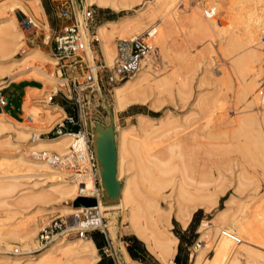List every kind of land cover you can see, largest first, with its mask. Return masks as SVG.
Returning a JSON list of instances; mask_svg holds the SVG:
<instances>
[{
  "label": "rangeland",
  "instance_id": "374dc122",
  "mask_svg": "<svg viewBox=\"0 0 264 264\" xmlns=\"http://www.w3.org/2000/svg\"><path fill=\"white\" fill-rule=\"evenodd\" d=\"M12 1L0 0V31L3 32L2 35H0L1 37L0 39L3 41V46L11 51L10 54L7 56H3L4 53L0 52V66H2L3 64H7L4 66L14 64L15 67L12 71L16 73V72L26 71L29 65H34V66L42 65L41 64L42 62L34 61V59L27 60L26 58L27 54L32 52L33 49H38L40 53L43 54L44 57L49 58L51 60L49 55V47L51 45L55 31L51 27L49 28L48 24H47L48 29H43L41 27V24H46L48 20L50 21L53 20L55 22L59 21V19L56 16L57 8H59V3L53 0H43L44 3L51 5V9L48 11L49 13L47 15H44L39 1L37 4L40 10H42L41 12L43 16L40 17V20L36 19L38 25L32 22L34 26L29 24L28 26H24L22 23L27 22L28 18L30 17H28L29 15L27 14V12L19 4H14ZM149 1H153V0H137L133 4V9L131 11L121 12V13H117L109 9L99 8L96 7L95 5L90 6V9L94 14L93 28L95 29L96 37H97L96 30L99 25L103 23L106 24L105 22L107 21H114L119 18L128 17L132 15H138L139 19L136 21L137 22L136 24L145 27L142 31H139V33L137 32V30H139L138 28L140 27H138L137 30L135 29L134 32L132 31L130 36H127L123 39H131L136 36H146V32H145L146 30H148L151 27L157 28L156 37L158 39L159 44L161 45V49L159 48L158 44L155 43V39H154L153 42L154 47L157 50L155 56V60H156L155 66L157 67L155 69H152L153 72L150 74L151 80H153L155 76L160 77V76H164V74L166 76V74L168 72L170 73L171 70L173 69H174L173 71L177 72L175 74H179L182 71H183L182 74H184L182 77L174 74L175 76H177V77L175 76L173 77L176 80V82L172 81L173 78H171L172 80L169 79L170 81L167 82V85H158V86L155 85L153 86L152 89L141 90L144 91L143 94H141L142 92L139 91V95L132 97L128 96L129 98L127 97L126 100H124L125 105L123 104L122 106L123 109L119 108L120 110L116 109L114 106L115 105V100L113 96L114 88L120 86L124 82L130 81L132 76L126 78L124 81L120 83L114 84L111 87H109V90L111 88L112 89L111 92L109 91L108 93L105 91L106 87L105 90H103V88L100 87L98 90L97 86L92 85L94 89V93L90 96L91 100L89 102V110H90L89 114L92 115L94 113L96 117L93 118L94 121H91L90 127L88 126V124L86 125V133L88 134V140L90 141L92 150L94 152L93 158L96 163V174L98 175L99 188L98 190H96L95 196L97 194L101 195L102 202L104 201L106 202L107 201L106 199H108V196H106L107 187L101 182L100 179L101 176L100 174L102 173L103 170L106 173L110 190L116 192L115 198L113 200H110V202L118 201L119 191L123 186L125 179L128 178V176H132L134 172V171L124 172L121 173V175H119L118 173V166H120L119 165L120 160H118L119 148L117 144V132L119 131V129H124L132 124L136 126L137 125L136 118L138 115L145 116L151 123L154 124H157L159 121H164L168 117L171 118L169 121L171 120L173 121L174 119L173 122L177 123L174 124L175 126L176 125L181 126V124L184 125V119L195 120L197 118H200L201 119L200 121L201 122L203 121L202 123H204L206 119V115H205L206 111H202L201 106L207 100H209L208 97L213 96L212 94L216 93L217 97L219 93L223 94L220 90H218V85L215 84V81L219 80L222 76L220 72L221 69L223 70L226 67V69L231 72L229 73V79L230 80L232 79L231 84L234 85L235 81L236 83L239 82L238 81L239 79L235 80L237 78H235V75L232 74V72L234 71L233 69L234 66L232 65V62L234 58H236V56L239 55L238 52L239 48L233 47L232 52L233 51L234 52L233 53L231 52V54L228 56L226 54L227 57L224 56V54L221 53V44H222L221 38L218 39V36L217 37L214 36L215 34L214 32L211 31L210 27L207 28L204 27V25H202V27L199 28V26L197 27L196 24L192 23L191 21L192 15L190 12H189L190 14H188L187 12L188 10H185L183 11V13L179 14V17L174 20L175 22L173 21L174 26H172L173 22L171 26L169 25L164 26L165 21L161 20L160 18L156 19L153 22H149L151 18V14H149V10H146L145 7L146 2ZM170 1L171 0H167L165 2L166 4L165 6H167L166 13L168 14L165 17V19L168 18L169 15L171 16V14L174 15L172 12H175L178 9H180L181 4L184 2L187 3L188 8H191L192 6L196 5V3L202 5H208L209 7H213L211 9L214 10L212 12L218 22L223 21V19H225V17L228 16L229 12L233 13L234 15H236V17L239 20H241V22L239 21L241 24L240 26L244 27L241 28L239 26L238 29L240 31L237 30L236 34H239V32L240 33L242 32L241 35L245 34V31L248 30V28L253 32L258 31L257 32L258 34H262L260 40L264 44V0H242V3L244 5H241L242 3L240 0H186V1L172 0L171 2ZM84 4L86 6H89L85 2ZM240 5L242 6L241 8ZM176 16H178V14H176ZM247 19L250 20L248 21ZM244 20L245 22L246 21L247 22L245 23ZM205 22L207 23L206 18H205ZM10 33H12L13 36L9 35ZM119 38L121 37L115 35L112 39L109 40V43L112 46V48L114 46V41L123 40ZM98 44L99 45L97 48V52L96 54H94V56L96 60L101 59L103 61L102 49L100 47L99 41ZM160 50L161 52H159ZM232 54L234 56H232ZM263 56H264V51H263ZM176 57H177V61L180 63H178L177 61H172ZM173 62H176V64L178 63L177 66L179 65L181 68L175 66L176 64ZM207 64L208 65L211 64V65L208 66ZM228 64L230 66L229 68H228ZM197 66L199 68H197ZM44 68H45V72L51 78L53 79L56 78L55 75L52 74L54 70L52 66H44ZM188 68L189 70L190 68H192V70H190L191 72L188 73L191 76V78L188 77L190 79L187 78L188 75L185 76L187 72H189V70H187ZM230 68L232 69L230 70ZM263 68H264V62H263ZM183 69L184 70L186 69V71H184ZM178 70H182V71L178 72ZM204 71H207V74L205 73L207 76L205 77H204L205 75ZM28 74L29 73L26 72L21 74V76H26ZM21 76L20 75L16 76L14 79H18ZM231 76H233L235 79L233 77L231 78ZM184 77H186L187 79H185ZM263 77H264V69L261 76L257 78L258 80L257 85H260L259 89H262L261 87L264 86ZM3 78L4 76L0 78V87H2L5 84L7 85L6 82H8V79L3 80ZM56 79L62 82V80L58 78ZM180 79L181 81L184 80V84L185 82L189 83V84L186 83V85H189L188 87L190 88L191 92L188 90L189 89L188 87H186L185 92L186 91L187 93L190 92L191 95L190 94H189L190 96L186 95L188 97L186 98L187 99L186 101H184L185 100L184 97H179L181 95L179 91H177L179 95L178 96L179 99H177L176 96V89H177L176 85H179ZM37 80L38 78H36L34 75L31 76L29 75L28 80H18V82L16 81L10 82L12 83L11 89L15 91L17 94L15 95L12 92L10 93L9 99L6 101L7 105L3 109L6 111L7 114H9L15 120L11 119L6 114L0 113L1 117L4 118L3 119L4 124L0 128V158L2 157L5 158L4 163L9 161L11 162V160L12 161L16 160V159L13 160L12 157L21 158L24 159V162L21 164L26 165V166L25 165L22 166L21 164H19L18 165L19 167L17 166V168L15 166V171L14 172L11 171V173L10 171H6L4 169L3 164L0 166V177H1L0 186L3 183L2 186L4 184H9L11 187L14 186V189H16L17 187L14 193L0 195V216L1 218H3L2 220L0 219V223L4 225L5 228L6 226L9 225H11L10 227H13L14 224L16 223H23L25 225L26 224L36 225L35 235H33L35 245H29L25 248H22L20 245L14 244L11 247V249L17 247L21 251H23V249H31V250L34 249L36 247L37 233L39 229L47 225L49 221L54 217L66 218L67 216L68 217L71 216L72 213H68V210H72L74 208V206H72V200L74 199L75 188L74 189L72 188V184L68 182L65 183V181L58 176V174H56L51 169H49L42 161V157L44 155L51 153H56V154L58 153L54 148V144L49 142L50 139L59 138L63 135H69V134H63L59 137H52V135L47 134L40 136L38 140H34L36 136L39 137L38 136L39 134L45 133L48 130H50L51 127L55 123L59 122V120L63 116L61 110L59 109L54 110V108L53 109L51 108V106H54L51 105V103L48 104L50 106L49 108H43L44 106L39 104L41 101L43 102L44 100H46L48 92L54 88H57V86H51L43 82L38 83ZM177 80L179 82H177ZM2 83L5 84L1 85ZM33 83L35 84V86H37L38 89L26 88L24 92L22 91V88L25 85H30ZM235 85L237 86V84ZM60 89L62 90L63 88ZM184 89L185 88H183V90ZM259 89L257 90V92L259 91ZM148 90L150 92H147ZM7 92L8 91L1 92L0 95H5ZM226 96L221 97L225 102L227 100L226 104L224 102V105H223V101L222 102L220 101V103L223 105V106L221 105L222 106V108L220 107L221 109L219 108V105H216L217 109L216 108L215 109L217 111L215 110V112L212 115L211 118L212 122L215 121L217 116H219V114L224 110H226L230 115H234V116L236 115V113H233V111L237 112V110L234 109L232 106L235 97V92L233 91V88L226 91ZM181 98L182 99L184 98L183 99L184 102L181 101L182 100ZM224 98L227 99L225 100ZM198 99L201 100L199 101ZM127 102H129L130 104ZM232 108L233 111H231ZM202 112L204 113L202 114ZM17 113L19 114V117L16 118ZM33 113L36 115H40L42 119L36 120ZM237 115L240 116V114ZM239 126L237 127L239 128ZM237 127L236 126L222 127L221 128L222 131L220 130L221 132L218 134L220 135L223 131L225 133L224 128L227 130L226 132L229 133L230 130H232L233 128L237 129ZM156 129L157 130L155 131V133L153 132L150 135H148L141 144L147 150V153H149V150L152 152V154L149 153L148 155L149 158L151 157L150 161L155 160L156 155L153 156V154L154 153L157 154L158 153L157 150H159L160 154L159 153L158 154L160 157L157 156L156 160H158L159 158L164 160L165 163L163 167V169H165L164 173L160 174V179H162L161 182L163 184L161 183L162 186L160 188H144L142 190V197L140 198V200L143 199L149 200L153 195H157L160 197H167L170 194V192L174 190L177 184H179V182L190 181L191 179L196 178L197 177L196 173L198 172L202 173L206 169V167L205 166L200 168L198 167L196 173L193 172L191 173L190 166L193 165L194 161L198 162L197 166L199 164L203 165L204 163L206 165V162L209 161L211 164L207 163V165H209L207 168L209 169L210 167L208 171H211L212 173L215 174L216 172H218L217 171L218 169L220 174L218 173L217 174L219 176L222 175L223 177L222 176L221 177L224 180L221 186L217 188L215 191L216 203L212 205L208 210L205 211L198 210L193 214L192 217L193 223L189 232L186 231L189 226L185 230H183L174 219H171V226H172L170 229L171 232L174 235L175 233L180 234L183 241L180 248H179V242L177 245L176 255H178V259H177L178 262L181 264H193L194 254H195L194 250L193 249L190 250L191 251L190 254L187 251L184 244L185 243L189 244L190 242L193 244L197 240H199L197 227L199 226L200 222L204 220L207 221L210 226L215 227L216 226L215 224H217V222L219 221L218 219L224 215H227V217H232L233 215L234 216L239 215V217L246 218L251 223V225H253L258 229L257 239L259 238V242L261 243V245H263L264 244V176H263L264 170H262L263 167H260L259 169L257 161L250 160L246 155H243V153L239 151L237 147L242 142L245 143L246 146L248 147L249 152L251 151V153H253V157H256L258 160L260 159L261 156H259V153L254 149L255 139L250 138L244 140V138H241L240 140L239 139L236 140L234 139V136L230 138V135H235L232 134L231 132V134L229 133L230 135L227 136L226 133L224 136L223 135L218 136V138L220 137L219 138L220 142L222 141L221 143L218 142L217 145H211L206 143L205 144L206 146L205 145L203 146L200 145L201 140L199 138V140H197V143L195 144V147L200 146L201 148L199 147L195 148L196 149L194 152L195 157L193 159H189V156H187L185 153V149L187 150L188 148L187 140L185 144L182 145L183 154L181 156L172 155L170 154V151L168 152L170 146L172 147L174 139L176 138V129H173V127L168 128L166 126L163 129L161 128H159V130L158 128ZM46 137H48V139H46ZM228 140L229 141L231 140L230 141L231 145ZM74 141L72 142V144H74ZM198 141L200 143L199 145H198ZM97 145H98V152H96ZM152 148L153 150L156 149L154 153ZM162 148H165L166 152L165 149ZM240 152L242 153L243 156H241ZM165 153H167V157ZM100 157L104 159H101ZM149 158L147 159L149 160ZM152 158L154 160H152ZM260 160H262V157ZM129 161H131V157L125 156V160L123 162L128 163ZM33 162H37L38 164H35ZM27 163L29 165H27ZM20 165L22 167H25L27 170L25 168H22ZM210 165H212L213 167ZM19 168L20 171L22 172H19L17 170ZM49 170H51L52 172ZM217 174H215V176H218ZM238 174L241 177L240 185H238V180L240 179ZM12 175H14L16 178ZM57 180L63 183H60L58 185H52V183ZM12 181L18 182L16 183L17 185H15V183L14 185H12L13 184ZM52 187L57 188V191L59 192L67 189L68 190L73 189V190L71 193L61 196L59 195V193H55L54 190H52ZM87 187L90 188L93 187L92 180H90L87 183ZM63 210L66 213L64 214L61 213ZM107 213L116 214L115 216L116 221L114 223V228H115V232H117V241L119 240L118 242H121V244L118 243L119 247L117 248V246L112 244L109 239L110 242L109 247L111 248V251L115 254L114 255L115 259H117L119 264H121L120 262H122L119 250L122 247L126 249V245L123 244L122 242L127 239L131 241H133V239H136L137 241H139V243L143 246L147 254L142 250H140L142 249V247L138 249L139 245L135 243L130 244V246L128 247H130L131 249H137L138 252L142 253V257L147 264H160L156 261L153 255H151L148 252L142 241L137 239L135 236H132L131 234H126L124 232L125 226L121 222L122 216L119 213V210L104 211L102 214H107ZM4 217H6L7 220ZM103 217L105 218L107 225L109 221V216H103ZM106 227L108 228V226ZM106 234L108 235V230ZM76 238L77 237H74L73 234H69L68 236L65 237L66 240H74ZM89 238L96 243V245L94 244L96 247V255L98 259L101 261V263H111L110 258L108 256H105L101 250L102 247H106L109 249L103 237L98 233H92L89 236ZM58 239H60V237ZM215 242H217V240H215ZM53 243L54 242H51L50 244L46 245V247L42 250L47 249ZM234 246L235 245H233L232 248L237 247ZM211 250L212 249L207 250L208 253L205 254L204 256L205 258H210L212 256ZM55 261H59V260H55Z\"/></svg>",
  "mask_w": 264,
  "mask_h": 264
},
{
  "label": "bare ground",
  "instance_id": "6f19581e",
  "mask_svg": "<svg viewBox=\"0 0 264 264\" xmlns=\"http://www.w3.org/2000/svg\"><path fill=\"white\" fill-rule=\"evenodd\" d=\"M83 1L89 6L95 5L96 7H99V8L109 9L114 12L121 13V12L131 11L133 9V4L137 0H83ZM166 1L167 0H153V1L146 2V5H145L146 10H149V14H151V18L149 22H153L156 19L160 18L161 20L165 21L164 26H168V25L171 26L172 22L179 17L180 13H183V11L188 10L187 11L188 14L191 13L192 15L191 16L192 23L196 24L197 27L199 26V28H201L202 25H204V27H207V28L210 27L211 31L214 32L215 34L214 36L216 37L218 36V39L221 38V41H222L221 42L222 43L221 53H223L224 56H226V54L227 56L230 55L233 50V47L239 48L238 50L239 55L236 56L234 60L232 59L233 60L232 65L234 66L233 68L234 71L232 70L233 71L232 74H234L235 78L237 79L231 76V78L233 77L235 80L239 79L238 80L239 82L236 83L235 81V84H237V86L235 84H234L235 86L231 84L232 79L231 80L229 79V73L231 72L228 71L226 67L223 70L221 69L220 72L222 76L219 80L215 81V84L218 85V90H220L223 94L219 93L220 95L218 94V97L216 96V93L212 94L213 96L208 97L209 100H207L204 104L201 102L203 104V105L201 104L202 105L201 110L206 111V114H205L206 119L204 123H202L203 121L202 122L200 121L201 120L200 118H197L195 120L194 119L193 120L184 119V125L181 124V126L180 125L175 126L174 124H177V123L173 122L174 119L173 121L172 120L169 121L171 118L168 117L164 121H159L157 124H154V123H151L145 116L138 115L136 118V121H137L136 126L132 124V125L127 126L124 129H119V131L117 132V144L119 148L118 149V154H119L118 160H120V163H119L120 166H118V173L119 175H121V173H124V172H129V171H134V172L132 176H128V178L125 179L124 184L119 191L118 201L110 202V200H113L115 198L116 192L110 190L106 173L103 170L102 173L100 174L101 175L100 179H101V182L107 187L106 196H108V199H106L107 200L106 202L105 201L102 202L101 195L97 194L95 206L102 213L104 211L119 210V213L122 216L121 222L125 226L124 232L126 234H131L135 236L136 238L140 239L144 243L149 253L153 255V257L157 261H159L161 264H172V261L177 253V245H178L179 240L170 230L172 227L171 219H174L182 228H186L188 224L190 223L193 217V214L195 212H197L198 210H204V211L208 210L212 205L216 203L215 191L217 188L221 186L222 182L224 181L222 178L223 176L218 175L220 174L218 169H217L218 172L215 173V174L218 173L217 174L218 176H215L214 173H212L211 171H208L210 169V167L209 169L207 168L209 166L207 165V163L208 164L210 163L209 161L206 162L207 166L205 165V163L203 165L199 164L197 166L198 162L194 161L193 165L190 166L191 173L192 172L196 173V170H198V167L199 168L203 166L206 167V169L202 173H199V172L196 173V176H197L196 178H193L190 181L179 182V184H177L174 190L171 191L167 197H160L157 195H153L149 200H146V199L140 200V198L142 197V190L144 188H160L162 186L163 183L161 182L162 179H160V174H163L165 170L163 169L165 165L164 160L159 159V158L158 160H156V157L159 156L160 154L159 150H157V152L159 153V154L157 153L158 154L157 155L154 153L156 149L153 150L152 148L153 153H154L153 156L154 155L156 156H155V160L152 158V160L154 161H150L151 157L149 158L148 155L149 153L152 154V152L149 150V153H147V150L142 146L141 143L144 141V139L148 135H150L153 132L155 133V131L157 130L156 128H158L159 130V128L163 129L165 126L168 128L173 127V129H176V138L174 139L173 145L172 147L170 146L168 152L170 151V154L172 155L181 156L183 154L182 145H184L187 140L188 148L187 150L185 149V153L187 156H189V159H193L195 157V153H194L196 150L195 148L197 147L201 148L200 146L195 147V144L197 143V140H199V138L201 140V144L198 141V145L200 144L204 146L206 143L211 144V145H217V143L220 142V139H219L220 137L218 138V136H222V135L224 136L225 133L227 136V135H230L232 132V134H235V135H230V138L234 136V139L236 140L237 139L240 140L241 138H244V140L250 139V138L255 139L254 149L259 153V156L262 157V160H260L261 157L260 159H258L259 161L257 160L256 157H253V153H251V151L249 152L248 147L246 146L245 143L242 142L237 147L239 151H241L243 155H246L250 160L257 161L259 169L260 167L264 168V86L261 87L262 89H259L260 85H257V81H258L257 78L261 76L263 69H264L263 68V62H264V56H263L264 46L263 45L264 44L260 40L262 34H258L257 33L258 31L253 32L252 30H249L248 28V30L245 31V34L241 35L242 32L241 33L239 32V34H236L237 30H239L238 29L239 26L241 25L240 24L241 20H239L236 17V15H234L233 13L229 12L228 16H226L225 19H223V21L218 22L215 16L213 15L212 11L214 10L211 9L213 7H209L208 5H202V4L196 3V5L192 6L191 8H188L187 3L184 2L181 4L180 9H178L175 12H172L174 15L171 14V16L169 15L170 17L168 16V18L165 19V17L168 15L166 13V10H167V6H165ZM240 1L242 3V0ZM12 2L14 4H19L27 12V14L29 15L28 17L31 18L30 19L27 17L29 25L34 26L33 23L38 25L36 19L40 20V17L43 16L41 12L42 10H40L37 4L39 0H14ZM241 5H244V4L242 3ZM241 5H240V8L242 7ZM176 14H178V16H176ZM205 18L207 20L208 26H207V23L205 22ZM138 19H139L138 15H132L128 17L119 18L114 21H109L106 24H101L97 27V30H96L97 37L96 38H97V41H99L100 43V47L102 49L103 61L106 65L110 66L112 64L113 56H114V50L112 46L110 45L109 40L112 39L115 35H118L119 37H121L119 39H123L127 36H130L132 31L134 32V30L135 29L137 30L138 27L140 28H138L139 30H137V32L139 33V31H142L145 26L143 25L144 27H142V25H137L136 21ZM174 22L172 26H174ZM194 24H193V27H194ZM41 27L43 29H46V24H41ZM241 28H244V27H241ZM145 32H146V37L149 41V44L151 45L153 53L150 56H147L143 59L140 69L138 70V72L135 73V75L131 77L130 81L124 82L120 86H117L114 88V95H113L114 100H115L114 106L118 110L123 109L122 106L124 104V100H126L128 96L132 97V96L139 95V91L143 89H146V90L152 89L153 86L155 85L156 86L167 85V82L170 81L169 79L173 78L175 75H178L181 77L184 75L182 74L183 72L182 70H178V72L182 71L181 73H179L182 75H179V74H175L177 72L173 71L174 69L171 68L173 70H171L170 73L168 72L167 73L168 75L166 74L165 76L164 74V76H160V77L155 76L153 80L150 79L151 77L150 74L153 72L152 69H155L157 67L155 66V62H156L155 56H156L157 50L154 47V43H153L154 39H155V43L158 44L160 49H161V45L159 44L158 39L156 37L157 28L151 27ZM2 33L3 32L0 31V35H2ZM9 35L13 36L12 33H10ZM0 52L4 53L3 56L9 55L11 52L10 50H8L7 48L3 46V41L1 39H0ZM159 52H161V50ZM232 56L234 55L232 54ZM26 58L27 60L34 59V61L42 62L41 63L42 65H39V66L29 65L26 71L14 73L12 71L15 67L14 64H10L8 66H4L7 64H3L2 66H0V78L4 76L3 80L8 79V82L5 81L8 84L14 81L18 82V80H28L29 75L30 76L34 75L36 78H38L37 80L38 83L43 82L51 86H61L62 85L63 81L60 82L56 78L53 79L45 72L44 66L53 67L52 60L44 57L43 54H41L37 50H33L32 52L27 54ZM172 61H177V57ZM173 63L176 64V62H173ZM177 64L175 66H177ZM177 67L179 68L180 66L178 65ZM229 67L230 66L228 64V68ZM185 68H186V65H185ZM197 68L199 67L197 66ZM231 69L232 68H230V70ZM187 70H189V68ZM190 70H192V68H190ZM190 70L185 75V76L188 75L187 78L188 77L191 78V76L188 74L191 72ZM184 71H186V69ZM26 72L29 74L26 76H21V74L26 73ZM205 73L207 74V71H204V74ZM206 74L204 75V77L207 76ZM19 75L21 76L20 78L14 79L16 76H19ZM184 78L187 79L186 77ZM172 81L176 82L174 78ZM177 82L179 81L177 80ZM186 83L187 82H185L184 84V80L181 81L180 79L179 85H176V88L178 89L177 90L175 88L177 99H179V97H184L185 98L184 101L187 100L186 98H188L187 96L190 94L191 91H190V88L188 87L189 85H186ZM3 84L5 83H2L1 85ZM5 85H3L2 87H4ZM186 87L189 88L188 90L190 92L188 93L187 91L185 92ZM183 88L185 89L183 90ZM232 88H233V91L235 92L234 102L232 106L234 109L237 110V112H234L233 108L231 111H233V113H236V115L235 116L230 115L226 110L222 112L220 111L221 113L219 114V116H217L215 121L212 122L211 118H212L213 113L217 109L216 105H219V108L220 107L222 108L225 101L221 97L226 96V91ZM111 89H110V92H111ZM258 89L259 91L257 92ZM177 91H179V93L181 94L180 96L178 95ZM141 92H142L141 94L144 93V91H141ZM147 92H150V91L148 90ZM184 95L185 96L187 95V96L185 97ZM183 99L181 101H183ZM198 100L200 101L201 99H198ZM220 101L221 102L223 101V105L220 103ZM39 104L43 105L44 106L43 108L50 107L48 104H46V100H44L43 102L41 101ZM51 108L52 109L54 108V110L59 109L56 106H51ZM203 113L204 112H202V114ZM237 114H240V116ZM34 116L36 120L42 119L40 115L34 114ZM3 119L4 118L1 117L0 115V128L4 124ZM225 126L226 127L227 126H231V127L239 126V128L238 127L237 129L233 128L232 130L229 129L230 134L226 132L227 130L224 128L225 133L223 131L222 132L223 134L221 133L219 135L218 133L222 131L221 128ZM39 138L40 137L36 136L34 140H38ZM73 141H74V144H72ZM49 142L54 144V148L56 152H58L57 154H63L64 152H67V150L70 147L75 148L76 146L82 145V140L80 136L75 137L70 134L63 135L59 138L50 139ZM230 145H231V142H230ZM162 149H165V148H162ZM165 152H166V149H165ZM242 153H241V156H243ZM165 154L167 157V153ZM125 156L127 157L130 156L131 161H129L128 163H124L123 161L125 160ZM147 158H149V160ZM12 159L13 160L16 159V160L14 161L11 160V162L9 161V162L4 163L5 158L3 157L0 158V166L3 164L4 169L6 171H10V173L11 171L13 172L15 171V166L17 168L19 164L24 162V159H21V158L12 157ZM33 163L38 164L37 162H33ZM94 163H95V160H94ZM215 163H218V162H215ZM27 165L29 164L27 163ZM22 168H25V167H22ZM263 168L262 170H264ZM17 170L19 172H22L20 171V168ZM95 173H96V163H95ZM14 183L15 185H17L16 183L18 182H13L12 185H14ZM60 183H63V182H60L59 180H57L53 182L52 185H58ZM2 184L0 186V195L14 193V191L17 189V187L16 189H14V186L11 187L9 184H4L3 186ZM240 184H241V177L238 180V185ZM72 188L74 189L73 185H72ZM73 189L71 190L67 189V190H63L59 192L57 191V188L52 187V190H54L55 193H59V195L61 196L71 193ZM85 208L86 207H82V206L74 207L72 210H68V213H72V215H77L78 213L84 211ZM61 213L64 214L66 212L63 210ZM102 215L109 216V221H108V224L106 225L108 226L107 228L108 237L111 243L117 246L118 248L119 247L118 243L121 244V242H118L119 240L117 241V232H115V228H114V223L116 221V218H115L116 214L107 213V214H102ZM4 218L7 220L6 217ZM0 219L2 220L3 218H1L0 216ZM218 220L219 221L217 222V224H215L216 225L215 227L210 226L209 223L204 220L201 221L200 225L198 226L197 232L199 234V241H201L203 245L199 247L198 249L194 250L195 254H194L193 264H264V252H263L264 244L261 245V243L259 242V238L257 239L258 229L256 227L251 225V223L246 218L239 217V215L238 216L233 215L232 217H227V215H224V216H221V218H219ZM10 226L11 225L6 226L5 228V226L0 223V264H96L99 260L96 255V247L89 237L76 238L74 240H66L65 238H60L56 240L54 239L53 241L54 243L52 245H50L45 250L38 251L34 255H22V256L12 255L9 253V251L11 250V247L14 244L20 245L22 248H25L29 245H35L33 235H35L36 225L34 224L25 225L23 223H16L14 224L13 227H10ZM222 230H226V231L236 234L242 241L240 245L237 246L230 239L221 236L220 232ZM215 240H217V242H215ZM233 245L237 247L234 246L235 248H232ZM37 247L38 246H36L34 249H36ZM209 249H212L211 250L212 256L210 258H205L204 256L205 254L208 253L207 250ZM27 250H31V249H23V251H27ZM119 253H120L121 260H122V262H120L121 264H129V263L139 264L131 260V258L129 257V255L127 254V252L125 251L123 247L119 250ZM55 260H59V261H55Z\"/></svg>",
  "mask_w": 264,
  "mask_h": 264
},
{
  "label": "built area",
  "instance_id": "2783aa9c",
  "mask_svg": "<svg viewBox=\"0 0 264 264\" xmlns=\"http://www.w3.org/2000/svg\"><path fill=\"white\" fill-rule=\"evenodd\" d=\"M53 1L59 3L56 16L62 24L55 30L49 55L53 61L52 74L63 83L48 92L46 104L52 103V99L59 96L71 110L69 113H63L59 122L55 123L50 130L38 136L47 134L52 137H58L61 134L80 136L82 145L70 147L63 154L44 155L42 161L62 180L74 186V199L92 198L96 202L95 194L99 188L98 175L95 173L94 152L86 133V125L90 127L91 121H94L93 118L96 117L94 113L89 114L90 96L94 93L92 85L97 86L98 90L99 87L103 90L106 87L105 91L108 93L109 87L135 75L143 59L150 56L153 51L146 36L117 40L114 41L113 46V62L108 66L101 59L96 60L94 56L99 44L93 28L94 14L90 6H86L81 0ZM24 23L28 26V21L22 24ZM6 101L0 97V108L6 105ZM65 125L75 127L76 130L68 132ZM90 180H92V188L87 187ZM106 232L105 218L94 205L85 208L77 215L52 218L47 225L39 229L36 249L21 251L14 247L9 253L16 256L34 255L54 239L65 238L69 234L77 238H85L92 233H98L109 247L110 242ZM220 235L230 239L236 245L242 242L236 234L226 230H222ZM184 245L191 254L190 250L198 249L203 243L197 240L193 244L185 243ZM101 250L105 256L111 257L108 248L102 247Z\"/></svg>",
  "mask_w": 264,
  "mask_h": 264
},
{
  "label": "crops",
  "instance_id": "0c3cea01",
  "mask_svg": "<svg viewBox=\"0 0 264 264\" xmlns=\"http://www.w3.org/2000/svg\"><path fill=\"white\" fill-rule=\"evenodd\" d=\"M40 1V5H41V7H42V10H43V13H44V15H47L49 12V10L51 9V5L49 4H46V3H44V1L43 0H39ZM107 22H109V21H107ZM107 22H105V23H107ZM47 24H48V26H49V28L51 27L52 29H54V31L55 30H57L58 28H59V26L62 24L61 23V21L59 20L58 22L56 21H53V20H48L47 21V23H46V29H48V26H47ZM104 24V23H103ZM33 50H37V51H39L38 49H33ZM40 52V51H39ZM34 84V83H33ZM33 84H30V85H25L23 88H22V91L24 92V90L26 89V88H31V89H38L37 88V86H35V84L33 85ZM11 87H12V83H9V84H7L6 86H4V87H2V88H0V92H4V91H8L5 95H0V97H2V98H4V99H6V100H8L9 99V96H10V93L12 92V93H14L15 95L17 94L15 91H13L12 89H11ZM6 88V89H5ZM12 97V96H11ZM7 105V104H6ZM6 105H5V107H6ZM51 105H54V106H56L57 108H59L61 111H62V113H64V114H66V113H69L70 112V107H68L67 105H66V103L64 102V101H62L60 98H59V96H55L53 99H52V103H51ZM5 107H3V108H5ZM3 108H0V113H3V114H6L8 117H10L11 119H13V120H15L13 117H11L9 114H7L6 113V111L3 109ZM17 117H19V114L17 113L16 114V118ZM65 127H66V130L68 131V132H73V131H75L76 129H75V127H71V126H68V125H65ZM46 139H48V137H46ZM95 142H96V140H95ZM96 152H98V145L96 146ZM192 220V219H191ZM191 222V221H190ZM201 223V222H200ZM190 224V223H189ZM189 224H188V226H189ZM200 225V224H199ZM187 226V227H188ZM181 227V226H180ZM186 227V228H187ZM186 228H182L181 227V229H183V230H185ZM198 228V227H197ZM133 236V235H132ZM138 239V238H137ZM140 240V239H139ZM141 241V240H140ZM93 242V241H92ZM123 244H125L126 245V249H125V251L127 252V248H128V246H130V244H132L133 243V241H131V240H129V239H127V240H125V241H123L122 242ZM144 244V243H143ZM108 251H110L111 252V257H110V260H111V263H100V264H119V262L117 261V259H115V254L111 251V248H109V250ZM149 252V251H148ZM127 254H128V252H127ZM129 255V254H128ZM176 256V255H175ZM130 257V256H129ZM131 258V257H130ZM175 258V257H174ZM132 260V259H131ZM134 261V260H133ZM157 261V260H156ZM98 262H99V260H98ZM135 262H137V263H139V264H142V263H140V262H138V261H135ZM158 263H160L159 261H157ZM161 264V263H160ZM172 264H174V259H173V261H172Z\"/></svg>",
  "mask_w": 264,
  "mask_h": 264
},
{
  "label": "trees",
  "instance_id": "16d2710c",
  "mask_svg": "<svg viewBox=\"0 0 264 264\" xmlns=\"http://www.w3.org/2000/svg\"><path fill=\"white\" fill-rule=\"evenodd\" d=\"M192 223H193V220H192V222L190 223V225H189V227L187 228V232H189L190 231V228H191V226H192ZM100 235V234H99ZM175 235L177 236V238L179 239V248H180V246H181V244H182V238H181V236H180V234H177V233H175ZM95 245H96V243L95 242H93ZM133 243H135V244H137V245H139V247H138V249H140V247H142V249H140V250H142L143 252H145L146 254H147V252L145 251V249L143 248V246L139 243V241H137L136 239H133ZM191 243V242H190ZM127 252H128V254H129V256L131 257V259L132 260H134V261H138V262H140V263H142V264H147L146 262H145V260L143 259V257H142V253H140V252H138L137 251V249H131L130 247H128L127 248ZM178 255H176V257H175V264H181V263H179L178 262ZM101 263V261L99 260V262L97 263V264H100Z\"/></svg>",
  "mask_w": 264,
  "mask_h": 264
},
{
  "label": "water",
  "instance_id": "95a60500",
  "mask_svg": "<svg viewBox=\"0 0 264 264\" xmlns=\"http://www.w3.org/2000/svg\"><path fill=\"white\" fill-rule=\"evenodd\" d=\"M23 25L26 26V23H24ZM101 159H104V158H101ZM95 204H96V202L92 198L77 197L72 201V206H74V207L82 206V207L87 208V207H92Z\"/></svg>",
  "mask_w": 264,
  "mask_h": 264
}]
</instances>
